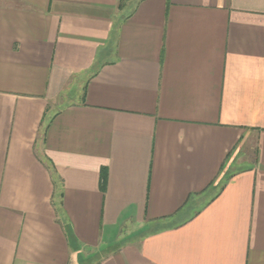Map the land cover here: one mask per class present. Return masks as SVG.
Segmentation results:
<instances>
[{
  "label": "crops",
  "instance_id": "obj_1",
  "mask_svg": "<svg viewBox=\"0 0 264 264\" xmlns=\"http://www.w3.org/2000/svg\"><path fill=\"white\" fill-rule=\"evenodd\" d=\"M0 264H264V0H0Z\"/></svg>",
  "mask_w": 264,
  "mask_h": 264
},
{
  "label": "trees",
  "instance_id": "obj_2",
  "mask_svg": "<svg viewBox=\"0 0 264 264\" xmlns=\"http://www.w3.org/2000/svg\"><path fill=\"white\" fill-rule=\"evenodd\" d=\"M104 179H105V178H104V175H103V182H102V186H103V187H104ZM103 187H102V188H103ZM103 189H104V188H103Z\"/></svg>",
  "mask_w": 264,
  "mask_h": 264
},
{
  "label": "rangeland",
  "instance_id": "obj_3",
  "mask_svg": "<svg viewBox=\"0 0 264 264\" xmlns=\"http://www.w3.org/2000/svg\"><path fill=\"white\" fill-rule=\"evenodd\" d=\"M77 99H79V98H77Z\"/></svg>",
  "mask_w": 264,
  "mask_h": 264
}]
</instances>
